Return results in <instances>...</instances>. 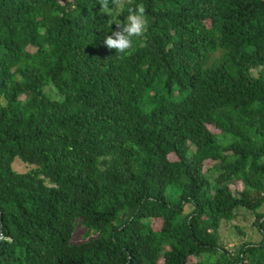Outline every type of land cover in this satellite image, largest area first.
I'll return each mask as SVG.
<instances>
[{
    "label": "trees",
    "instance_id": "obj_1",
    "mask_svg": "<svg viewBox=\"0 0 264 264\" xmlns=\"http://www.w3.org/2000/svg\"><path fill=\"white\" fill-rule=\"evenodd\" d=\"M134 4L118 60L127 5L0 0V264H264V0ZM238 209L261 239L231 252Z\"/></svg>",
    "mask_w": 264,
    "mask_h": 264
},
{
    "label": "clouds",
    "instance_id": "obj_2",
    "mask_svg": "<svg viewBox=\"0 0 264 264\" xmlns=\"http://www.w3.org/2000/svg\"><path fill=\"white\" fill-rule=\"evenodd\" d=\"M110 4L113 6L110 8ZM101 11L119 17L122 8L127 5L128 15L124 21L117 19L114 23L116 31L107 35L103 44L115 50V57L124 60L135 52L134 41L142 39L149 26V20L142 4H134V0H99Z\"/></svg>",
    "mask_w": 264,
    "mask_h": 264
},
{
    "label": "rangeland",
    "instance_id": "obj_3",
    "mask_svg": "<svg viewBox=\"0 0 264 264\" xmlns=\"http://www.w3.org/2000/svg\"><path fill=\"white\" fill-rule=\"evenodd\" d=\"M211 130L216 132V130H214L213 128H211ZM169 157L174 158L172 154ZM14 167L18 171H25L30 168V166L18 160L14 162ZM167 193L171 197L170 200H175V197L170 194L169 188L167 189ZM189 210L190 206L186 205L184 207V212L186 213ZM258 211L264 212V204L258 209ZM146 220L148 221L149 219ZM254 220V212L238 209L236 211L235 217L230 221H223L218 229L222 245L229 251L234 252V250L244 241H250L253 243L258 242L261 239V234L258 231ZM159 222L160 220L156 218L151 220V224L153 226H158ZM237 227L239 229H237ZM84 232L85 229L82 226L78 225L75 229V232L73 233V241L78 243L84 240ZM191 261H195V258H191Z\"/></svg>",
    "mask_w": 264,
    "mask_h": 264
},
{
    "label": "water",
    "instance_id": "obj_4",
    "mask_svg": "<svg viewBox=\"0 0 264 264\" xmlns=\"http://www.w3.org/2000/svg\"><path fill=\"white\" fill-rule=\"evenodd\" d=\"M0 218H1V216H0Z\"/></svg>",
    "mask_w": 264,
    "mask_h": 264
}]
</instances>
